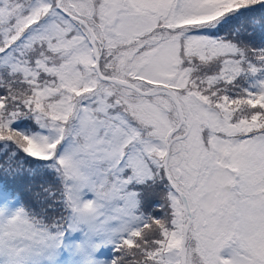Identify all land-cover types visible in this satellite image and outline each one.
<instances>
[{
	"label": "snow or ice",
	"instance_id": "1",
	"mask_svg": "<svg viewBox=\"0 0 264 264\" xmlns=\"http://www.w3.org/2000/svg\"><path fill=\"white\" fill-rule=\"evenodd\" d=\"M0 264H264V0H0Z\"/></svg>",
	"mask_w": 264,
	"mask_h": 264
},
{
	"label": "rangeland",
	"instance_id": "2",
	"mask_svg": "<svg viewBox=\"0 0 264 264\" xmlns=\"http://www.w3.org/2000/svg\"><path fill=\"white\" fill-rule=\"evenodd\" d=\"M256 39H257V41H259V39H260V33L259 32L256 35Z\"/></svg>",
	"mask_w": 264,
	"mask_h": 264
}]
</instances>
